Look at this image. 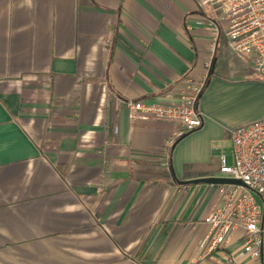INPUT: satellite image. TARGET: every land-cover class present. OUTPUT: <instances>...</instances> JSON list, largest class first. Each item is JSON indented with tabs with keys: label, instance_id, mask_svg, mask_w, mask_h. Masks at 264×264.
I'll return each mask as SVG.
<instances>
[{
	"label": "crops",
	"instance_id": "obj_1",
	"mask_svg": "<svg viewBox=\"0 0 264 264\" xmlns=\"http://www.w3.org/2000/svg\"><path fill=\"white\" fill-rule=\"evenodd\" d=\"M206 2L0 0V264H207L218 188L182 181L232 164L231 130L264 116L247 113L264 76L223 34L202 127L173 141L177 122L128 108L174 102L186 74L206 72L220 13Z\"/></svg>",
	"mask_w": 264,
	"mask_h": 264
},
{
	"label": "built area",
	"instance_id": "obj_2",
	"mask_svg": "<svg viewBox=\"0 0 264 264\" xmlns=\"http://www.w3.org/2000/svg\"><path fill=\"white\" fill-rule=\"evenodd\" d=\"M219 9L218 20L210 21L212 41L209 57L203 61V74L189 72L182 78L181 88L171 103L129 101L132 119L157 118L178 124L173 141L203 126L200 98L206 88L220 36L225 34L231 52L249 61L264 76V0H208ZM198 25L204 24L197 21ZM234 160L228 164L222 158L220 172L227 178L238 179L243 185L225 189L212 211L205 217L206 231L199 241L201 262L224 250L234 238L240 247L229 254L227 264L255 259L264 264V116L240 124L231 130ZM247 188L254 194L241 193Z\"/></svg>",
	"mask_w": 264,
	"mask_h": 264
},
{
	"label": "rangeland",
	"instance_id": "obj_3",
	"mask_svg": "<svg viewBox=\"0 0 264 264\" xmlns=\"http://www.w3.org/2000/svg\"><path fill=\"white\" fill-rule=\"evenodd\" d=\"M210 5L211 4L209 2H206L205 3V6L206 7H209ZM211 8L213 9L214 7H211ZM253 73L256 75V73L258 74L259 72H256V73L253 72ZM238 74H239V76L242 75V73H238ZM263 111H264V99L258 98L256 104L253 107H251L250 109H248L247 110V113H248V115H251V116H258ZM210 177H213V178H222V177H225V176L220 172V170H218L217 173H216V175H213V176H210ZM199 185H200L199 187L202 188V191H206V192H208V190L211 191L210 194L214 193L216 191V189L218 188L217 194H216V198H218V197L221 198L222 197V193L220 192V189L222 187H224L225 189H228V188H231V187L240 186V184L221 183V182L200 183ZM241 193H246V194L252 193V194L255 195V197L258 199V201H260L262 203V198L260 197V195H258L253 190H250V189H247V188H243V189H241Z\"/></svg>",
	"mask_w": 264,
	"mask_h": 264
},
{
	"label": "water",
	"instance_id": "obj_4",
	"mask_svg": "<svg viewBox=\"0 0 264 264\" xmlns=\"http://www.w3.org/2000/svg\"><path fill=\"white\" fill-rule=\"evenodd\" d=\"M213 182L234 183V184L243 185L242 181L238 179L227 178V177H222V178L203 177V178L191 179L188 181H182V183H185V184H200V183H213Z\"/></svg>",
	"mask_w": 264,
	"mask_h": 264
}]
</instances>
